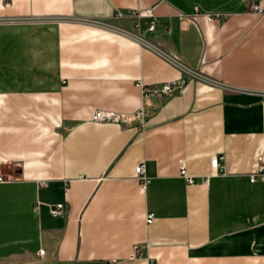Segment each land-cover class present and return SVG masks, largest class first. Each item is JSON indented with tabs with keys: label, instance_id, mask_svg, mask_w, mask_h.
Segmentation results:
<instances>
[{
	"label": "crops",
	"instance_id": "1",
	"mask_svg": "<svg viewBox=\"0 0 264 264\" xmlns=\"http://www.w3.org/2000/svg\"><path fill=\"white\" fill-rule=\"evenodd\" d=\"M261 156L264 0H0V264H264Z\"/></svg>",
	"mask_w": 264,
	"mask_h": 264
},
{
	"label": "built area",
	"instance_id": "2",
	"mask_svg": "<svg viewBox=\"0 0 264 264\" xmlns=\"http://www.w3.org/2000/svg\"><path fill=\"white\" fill-rule=\"evenodd\" d=\"M257 6H253V9H256ZM121 12L117 13L118 16H121ZM154 24L151 23L149 25V29H153ZM142 87V91L144 94H150V95H169L174 93L175 91H180L181 86H182V81L181 80H173V81H168V82H164V83H160L156 86H152V87H147L146 85L141 84ZM139 112L141 111H137L135 116L139 114ZM91 119L95 120V121H121V122H127L128 120H130V118L128 116H125L121 113H117L114 111H110V110H104V109H97L94 110L91 114ZM221 158V156H212L210 159V166L211 169L214 172L219 171V164L218 161ZM257 169L255 172L250 174V180L254 181L256 180L257 177H260L261 179H264V157L261 156L258 159L257 162ZM135 174L137 176V178L139 179V181H141V186L144 188L147 181H148V177L146 175L145 172V163L143 161L139 162L135 167ZM184 163L181 161L180 162V169L181 171L184 173ZM16 178V174L15 173H0V182L1 181H11L13 179ZM189 183H192V180L190 178L187 179ZM47 183L45 181H41L40 185H46ZM49 213L53 216L61 214L60 212H62L63 210V203H56L55 205H50L49 208ZM153 218V214L152 213H148L146 215V221L147 223L151 222ZM44 252V249L41 248L38 250V254H42ZM138 251H137V247H134V252L133 255H137Z\"/></svg>",
	"mask_w": 264,
	"mask_h": 264
},
{
	"label": "rangeland",
	"instance_id": "3",
	"mask_svg": "<svg viewBox=\"0 0 264 264\" xmlns=\"http://www.w3.org/2000/svg\"><path fill=\"white\" fill-rule=\"evenodd\" d=\"M138 37L141 38V42L145 43L146 38H145L144 36H140V35L138 34Z\"/></svg>",
	"mask_w": 264,
	"mask_h": 264
}]
</instances>
